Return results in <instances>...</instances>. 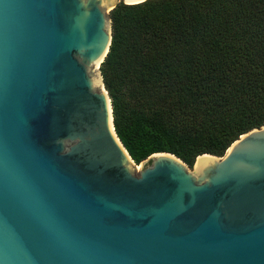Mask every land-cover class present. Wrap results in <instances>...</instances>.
Returning a JSON list of instances; mask_svg holds the SVG:
<instances>
[{
  "label": "water",
  "instance_id": "water-1",
  "mask_svg": "<svg viewBox=\"0 0 264 264\" xmlns=\"http://www.w3.org/2000/svg\"><path fill=\"white\" fill-rule=\"evenodd\" d=\"M141 1L0 0V264H264V125L191 167L115 131L109 13Z\"/></svg>",
  "mask_w": 264,
  "mask_h": 264
},
{
  "label": "trees",
  "instance_id": "trees-1",
  "mask_svg": "<svg viewBox=\"0 0 264 264\" xmlns=\"http://www.w3.org/2000/svg\"><path fill=\"white\" fill-rule=\"evenodd\" d=\"M100 64L115 131L136 164L190 167L264 125V0H144L109 13Z\"/></svg>",
  "mask_w": 264,
  "mask_h": 264
},
{
  "label": "bare ground",
  "instance_id": "bare-ground-1",
  "mask_svg": "<svg viewBox=\"0 0 264 264\" xmlns=\"http://www.w3.org/2000/svg\"><path fill=\"white\" fill-rule=\"evenodd\" d=\"M99 81V80H98ZM97 80H95V83L98 82Z\"/></svg>",
  "mask_w": 264,
  "mask_h": 264
}]
</instances>
